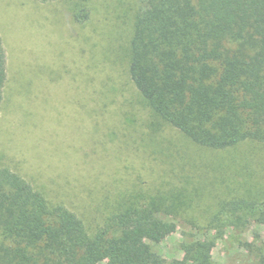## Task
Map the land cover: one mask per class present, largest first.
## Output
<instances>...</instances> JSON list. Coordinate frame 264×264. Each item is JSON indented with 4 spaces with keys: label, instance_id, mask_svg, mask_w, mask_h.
<instances>
[{
    "label": "rangeland",
    "instance_id": "1",
    "mask_svg": "<svg viewBox=\"0 0 264 264\" xmlns=\"http://www.w3.org/2000/svg\"><path fill=\"white\" fill-rule=\"evenodd\" d=\"M142 1H93L78 23L74 3L0 0L8 68L0 167L76 214L90 233L120 195L142 202L180 190L190 202L176 229L145 241L161 258L180 260L184 245L214 236L208 222L220 203L264 202V143L210 149L152 116L126 72ZM263 234L256 222L225 226L209 264H263Z\"/></svg>",
    "mask_w": 264,
    "mask_h": 264
},
{
    "label": "trees",
    "instance_id": "2",
    "mask_svg": "<svg viewBox=\"0 0 264 264\" xmlns=\"http://www.w3.org/2000/svg\"><path fill=\"white\" fill-rule=\"evenodd\" d=\"M60 1L74 3L71 16L83 23L97 0ZM126 57L128 79L152 116L192 143H264V0H143ZM7 73L0 36V106ZM136 200L120 195L90 233L76 214L0 167V264H209L225 226H264V202L220 203L208 222L214 236L166 260L145 241L174 231L190 197L171 189Z\"/></svg>",
    "mask_w": 264,
    "mask_h": 264
}]
</instances>
